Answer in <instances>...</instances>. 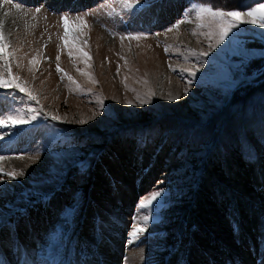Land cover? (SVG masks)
Wrapping results in <instances>:
<instances>
[{"label": "rangeland", "instance_id": "374dc122", "mask_svg": "<svg viewBox=\"0 0 264 264\" xmlns=\"http://www.w3.org/2000/svg\"><path fill=\"white\" fill-rule=\"evenodd\" d=\"M48 1L29 4L44 2L43 7L55 9L36 13L40 5L23 4L26 8L17 10L9 3L0 8L9 45L5 51L10 53L6 59L18 78L14 83L24 85L38 100L29 99L14 86L0 88V117L16 110L27 115L29 105L42 112L28 124L0 129L4 133L0 167L5 172H25L18 180L5 177L0 197L21 205L22 194L38 199V188L48 190L39 182L49 170L51 151L75 146L73 164L60 181L63 190L56 185L50 204L41 200L29 208L30 216L21 218L17 228L19 242L35 247L56 223L58 208L76 196L84 205L79 229L82 240L93 241L95 218L96 238L87 257L91 264H253L264 258V153L255 146L222 154L214 144L212 150L208 147L212 141L207 139L217 137L215 131L227 120L229 125L245 120L240 110L241 101L247 98L241 97L236 104L232 101L242 88L225 102L214 83L221 67L217 55L222 56L221 49L229 41L210 51L203 61L198 56L208 51L210 43L208 29L198 27L192 8V4L201 3L166 0L161 5L160 0H140L152 7L133 13L125 10L120 0H78L76 11L70 10L72 0ZM18 2L13 0V4ZM6 11L9 15L4 16ZM65 12L69 15V39L79 36L71 46L72 56L61 39L65 28L60 17ZM78 14L87 20V27L78 26ZM186 16L178 28L166 31ZM142 30L146 37L127 38L126 33ZM233 32L249 47L253 67L259 65L264 29L242 23ZM33 57L35 64L29 63ZM209 61H213L212 67ZM202 62L204 66L188 86L190 77L181 69L195 70ZM57 63L63 72L57 71ZM0 75L8 79L4 61H0ZM149 89L155 95L150 103L141 104L140 98ZM170 94L179 99L169 98ZM177 120L182 128L167 126ZM185 123L201 126L204 139L200 142L181 136L190 130ZM262 143L261 139L258 147ZM159 189L164 191L153 202L148 230L128 243L133 215L149 211L138 209L139 201ZM0 243L4 245L0 259L5 253L11 258L12 240L7 231L0 233ZM114 251L116 261L111 258ZM124 256L129 261L123 260Z\"/></svg>", "mask_w": 264, "mask_h": 264}, {"label": "snow or ice", "instance_id": "6c2138e0", "mask_svg": "<svg viewBox=\"0 0 264 264\" xmlns=\"http://www.w3.org/2000/svg\"><path fill=\"white\" fill-rule=\"evenodd\" d=\"M122 7L129 11L134 12L144 7H152L151 4L141 3L140 0H120ZM166 0H160V4L163 5ZM4 3L12 4V6L21 10L24 5L21 3H14L13 0H0V8ZM40 7H36V13L41 11ZM192 8L195 10V16L198 21V27L207 28L206 35L210 39L208 51H201L198 56L203 61V58L209 56V52L215 50L220 45H224L225 41H229V44L225 48L221 49L222 56L217 55V59L220 61L221 67L216 73L215 85L219 91V94L227 102L228 97L231 96L234 91L242 89L247 85H251L255 82L264 81V50L261 51L259 65L253 67V56L250 54L249 47L245 42L238 39V33H234V29H238L240 24L258 25L259 28L264 29V2L256 0L254 6H248L243 10H230L226 11L222 8H214L208 4H192ZM187 11V9H186ZM9 15L6 11L4 16ZM60 19L63 21L65 32L61 38L65 47H69V56H72L71 46L76 43L79 36L72 35V39H69L71 35L68 30L69 15L65 12L61 15ZM187 20V16L184 20H178L176 24L167 28L166 31H172L173 28H178L179 25ZM75 21L78 22V26L87 27V20L82 15H76ZM4 23L3 19H0V61H4V68L7 72L8 79L0 75V88L15 87L21 92H25L29 99L37 100V98L29 91L24 85L20 83H14L18 78L12 75L11 64L6 59L10 53H7L5 49L9 47L4 36ZM195 34V33H193ZM230 34H232L230 36ZM129 39H141L147 36L145 32H129L126 33ZM158 35V33H157ZM264 35V34H262ZM125 36L122 34L121 39ZM167 51V47L165 48ZM81 55L87 57V53L81 52ZM195 54V53H194ZM239 57L238 60H233V57ZM59 61V55L56 57ZM31 64L36 63V58L33 57L29 61ZM87 63V59L85 60ZM209 67H212L213 61H209ZM203 62L200 63L195 70L191 68L181 69L182 72H187L190 77L187 80V85L193 84V79L196 77V72L203 67ZM171 67V65H169ZM79 70V69H78ZM119 70V69H117ZM174 70V69H173ZM57 71L63 72L57 63ZM207 71V70H206ZM87 75V73H85ZM67 75V73H64ZM71 80L72 77L68 76ZM95 82V81H94ZM147 84V81H144ZM155 93L149 89L147 94L140 98L141 104L150 103V97ZM184 95H188V87L184 90ZM173 100H178L179 96H171ZM38 103V100H37ZM101 107H103V101H100ZM129 103H131L129 101ZM261 104V122L264 124V92L260 95ZM42 114L41 111L33 108L29 105L28 114L25 115L23 111L16 110L15 112H9L6 116L0 117V129L14 128L17 125L28 124L31 121L37 120ZM53 120H59L57 116H52ZM81 124L85 123L80 121ZM4 133L0 132V139H2ZM53 144L56 141H52ZM75 152V146L68 145L67 147H61L51 151L50 155V167L45 175L44 179L39 183L43 186H47V191H40L38 188L36 191L39 194L38 199H30L29 194H22L24 203L21 205L17 202L3 200L0 197V233L7 231L9 238L12 240L9 251L12 253L10 258L5 253L4 259H0V264H91L88 260L90 254L91 244L95 242L96 238V226L95 218L93 224V241L82 240L80 237V224L83 219L84 205L81 201L73 196L69 202L62 204L57 210L56 223L52 225L47 232L43 234L42 240H37L35 247H28L27 245L19 242L17 234V228L21 218H27L30 216L29 208H34L37 204L44 201L45 205L50 204L55 198L57 191L56 185H59V189L63 190L64 185L60 184V181L65 178V169H70L73 164V155ZM39 158V153H37ZM4 157H0L2 161ZM251 162V161H249ZM25 172L23 170H12L5 172L3 167H0V183H4L5 177L8 180H18L20 177H24ZM14 187V185H13ZM164 189L152 191L147 198H142L138 205V209H148L149 211L133 215L131 230L129 232L128 243H133L144 235L148 230L150 221L152 220L151 209L154 207V201L161 196ZM100 238L103 239V232L101 229ZM4 245L0 243V248ZM94 256V253H91Z\"/></svg>", "mask_w": 264, "mask_h": 264}, {"label": "trees", "instance_id": "16d2710c", "mask_svg": "<svg viewBox=\"0 0 264 264\" xmlns=\"http://www.w3.org/2000/svg\"><path fill=\"white\" fill-rule=\"evenodd\" d=\"M192 1H194L195 3H206L208 5L213 6L214 8L223 7L227 10H232V9L243 10V9H246V7L248 6H254L256 2V0H192ZM263 1L264 0H260V2H263ZM262 92H264V81L258 80L257 82L251 85H247V87L245 86L241 94L238 96H235V98L232 99V101L235 102L236 104L237 101L239 102V99L241 97L247 98L245 102H242L240 100L243 105L242 106L243 109H241L240 111H242L241 113L245 114V117H244L245 120L240 119L241 121L240 120H237V122L234 121L230 125L227 120L226 123L223 124V126H221L220 129H217V131H215L217 132L216 135L220 136V139H219L220 142L242 143L245 140V136H251L254 134L256 136H262L260 134L264 129V124H262L261 122L262 109H261V104H260V95ZM230 103L231 104L229 106H231L233 110L237 111V108L233 107L235 104H232V102ZM179 121L180 120L171 122L168 125H172L173 128L175 129ZM255 123L257 125H253ZM184 125L187 126L186 127L187 129H190V130H187L186 134H184V136L185 135L188 136V139L192 138L200 142L204 139L203 138L204 134H202L203 131H201L203 129L201 126L193 124V123H188V124L185 123ZM205 129L206 130L210 129L209 130L210 132L212 130V127L211 128L206 127ZM195 130L198 131L199 133H195L196 132ZM207 140H211V138L209 137ZM232 140H235V141H232ZM212 144H213V141H212ZM212 144L208 143L209 149L212 147Z\"/></svg>", "mask_w": 264, "mask_h": 264}, {"label": "bare ground", "instance_id": "6f19581e", "mask_svg": "<svg viewBox=\"0 0 264 264\" xmlns=\"http://www.w3.org/2000/svg\"><path fill=\"white\" fill-rule=\"evenodd\" d=\"M23 1H26L27 3H29L30 2V0H23ZM33 1H35V0H31V3H33ZM56 1H58V0H49L48 2H49V4L50 3H52V2H56ZM82 1V0H81ZM69 2H65V5L66 4H68ZM72 4H73V6L74 7H76L78 4H79V1L78 0H72ZM116 243V246L118 247V245H120L118 242H115ZM105 244V243H104ZM122 245V244H121ZM104 249L106 250L107 249V251H108V253L110 252V249H109V247H108V245L107 244H105L104 245ZM123 247V246H122ZM126 247V246H125ZM139 251H141L142 252V249H140ZM115 253L114 254H111L112 256H111V258H112V260L114 259V261H116V260H118V257H116V252L117 251H114ZM133 255H135V254H133Z\"/></svg>", "mask_w": 264, "mask_h": 264}]
</instances>
